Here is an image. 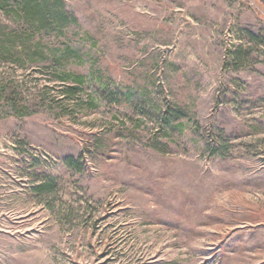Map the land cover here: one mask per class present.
I'll return each mask as SVG.
<instances>
[{"label":"rangeland","instance_id":"rangeland-1","mask_svg":"<svg viewBox=\"0 0 264 264\" xmlns=\"http://www.w3.org/2000/svg\"><path fill=\"white\" fill-rule=\"evenodd\" d=\"M63 6L0 4V264H264V0Z\"/></svg>","mask_w":264,"mask_h":264},{"label":"trees","instance_id":"trees-1","mask_svg":"<svg viewBox=\"0 0 264 264\" xmlns=\"http://www.w3.org/2000/svg\"><path fill=\"white\" fill-rule=\"evenodd\" d=\"M4 1V2H3ZM0 1L1 8H5L6 2ZM17 12L21 11L24 18L31 25L49 27L57 25L61 27L67 20V12L63 6V0H14ZM20 12V13H21ZM174 116L173 109L167 108L162 116L163 124L168 125Z\"/></svg>","mask_w":264,"mask_h":264}]
</instances>
